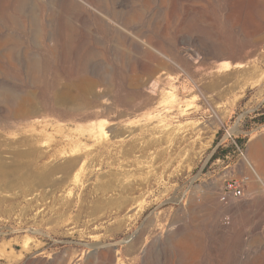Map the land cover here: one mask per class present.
I'll list each match as a JSON object with an SVG mask.
<instances>
[{
    "label": "rangeland",
    "instance_id": "rangeland-1",
    "mask_svg": "<svg viewBox=\"0 0 264 264\" xmlns=\"http://www.w3.org/2000/svg\"><path fill=\"white\" fill-rule=\"evenodd\" d=\"M75 1L98 19L72 7L61 49L54 5L43 19L42 0H0V264L261 262L214 224L230 180L264 197L247 157L264 136V0ZM221 222L257 246L254 212Z\"/></svg>",
    "mask_w": 264,
    "mask_h": 264
},
{
    "label": "bare ground",
    "instance_id": "bare-ground-1",
    "mask_svg": "<svg viewBox=\"0 0 264 264\" xmlns=\"http://www.w3.org/2000/svg\"><path fill=\"white\" fill-rule=\"evenodd\" d=\"M51 4L55 6V10L57 13L56 35L59 37V39L57 41H58L61 49L63 48V43H62V40L60 39L62 37V31H63V24H64L63 20H65V18H66L65 14L69 13V11L72 7L76 8V10H77V12L74 14L75 16L73 15V18L78 20L79 22H83V23L91 22V23H93V20L98 19V16L96 15V13L94 11L90 12L89 8L88 9L84 8L82 5L78 4L75 0H42V2L40 4V11H41L43 19H45V15L47 14L48 7ZM103 4H102V6L99 5L100 10H98L99 13L98 12L97 13H98V15L100 14V16H102L106 19H109V16H111V12H110V10H108L106 8L105 4H104V6H103ZM233 4L234 3L231 2V5H233ZM50 7H52V6H50ZM52 9L53 8H51V11H52ZM146 32L147 31L144 30L142 33L146 34ZM141 39H140V37L137 39L128 37V44L130 46H132L133 48H135L136 50L142 51L145 48V47H143V45H147V42L145 40H141ZM150 42L152 43L153 41L151 40ZM156 44H155V46H156ZM217 47H219V46L217 45ZM212 52H213V48L209 47L208 53H212ZM161 54L162 53L160 52V55ZM155 57H154V59H155ZM154 59H152V60H154ZM247 155H248L247 157L249 159L248 162H249L250 167L252 169V174H255L257 176V178L261 181V179H262L261 173L264 172V138L261 139L260 141L257 140V142H253L249 147V151H248ZM248 180H250L251 182H254L253 176L248 177ZM261 182H263V181H261ZM238 199H240V198L226 197L225 199L220 198L221 202L220 201L218 203L216 202L217 216L215 217L216 223L214 224V229L217 232V234L220 233L229 239L230 245L233 246L235 253H237L239 255V257L242 261L248 260L253 252L260 254L263 257V255H264V197L257 199V200H252V201H249V200L248 201H243V200L240 201ZM256 204H258V206H260V208L258 207L257 211L255 212V211H253V207L257 206ZM244 210H249L252 213L254 212V224L252 226L251 231L254 234H256V236L258 237V244H255L257 246L254 248L255 251H253L254 249L251 248V241H250L253 234L251 235L250 233H246L245 231H243L244 229L239 228L238 225H235L233 223L232 224L231 223L223 224L221 222V218H223L224 216H231L232 217V215L234 216L235 213H237V215H239ZM176 235L179 236L181 238V240L183 239L182 241L186 240V239H184L186 236V228L177 224ZM139 238H137L135 240V243L140 242ZM104 256L106 257V258L105 257L104 258L107 259V264H113L114 253L112 251H108L107 253H105ZM116 260H117V258H116ZM141 264H157V260L153 256L149 257V258L145 257L142 259ZM258 264H264V258H261V262H258Z\"/></svg>",
    "mask_w": 264,
    "mask_h": 264
},
{
    "label": "built area",
    "instance_id": "built-area-1",
    "mask_svg": "<svg viewBox=\"0 0 264 264\" xmlns=\"http://www.w3.org/2000/svg\"><path fill=\"white\" fill-rule=\"evenodd\" d=\"M222 198L225 199L226 197H234V198H241L243 197V188L241 184L237 180H230L223 189Z\"/></svg>",
    "mask_w": 264,
    "mask_h": 264
},
{
    "label": "trees",
    "instance_id": "trees-1",
    "mask_svg": "<svg viewBox=\"0 0 264 264\" xmlns=\"http://www.w3.org/2000/svg\"><path fill=\"white\" fill-rule=\"evenodd\" d=\"M263 123H264V121H261V122H260V124H263ZM247 141H248L247 138L242 139V140L239 141V142L241 143V147H242V149L245 148V145H246ZM225 154H226V153H225ZM225 154H224V155H225ZM218 156H219V155H216V158H218Z\"/></svg>",
    "mask_w": 264,
    "mask_h": 264
},
{
    "label": "crops",
    "instance_id": "crops-1",
    "mask_svg": "<svg viewBox=\"0 0 264 264\" xmlns=\"http://www.w3.org/2000/svg\"><path fill=\"white\" fill-rule=\"evenodd\" d=\"M264 137V136H263ZM263 137H261V138H258V139H256V140H260V139H262ZM255 141V140H254ZM262 173H264V172H262Z\"/></svg>",
    "mask_w": 264,
    "mask_h": 264
}]
</instances>
